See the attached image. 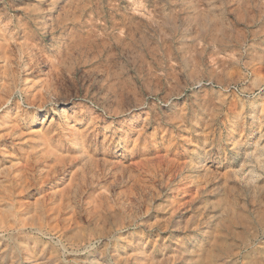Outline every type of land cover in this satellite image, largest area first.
<instances>
[{
	"label": "rangeland",
	"instance_id": "374dc122",
	"mask_svg": "<svg viewBox=\"0 0 264 264\" xmlns=\"http://www.w3.org/2000/svg\"><path fill=\"white\" fill-rule=\"evenodd\" d=\"M0 98V264H264V0H0Z\"/></svg>",
	"mask_w": 264,
	"mask_h": 264
},
{
	"label": "bare ground",
	"instance_id": "6f19581e",
	"mask_svg": "<svg viewBox=\"0 0 264 264\" xmlns=\"http://www.w3.org/2000/svg\"><path fill=\"white\" fill-rule=\"evenodd\" d=\"M225 43V42H224ZM15 49V48H14ZM28 49V48H27ZM10 52V51H9ZM27 52V51H26ZM31 54V53H30ZM33 54V53H32ZM6 59V58H5ZM9 59V58H8ZM12 59V58H11ZM13 60V59H12ZM27 61V60H26ZM25 63V62H24ZM5 65V64H4ZM23 68V67H22ZM25 70V69H24ZM15 74V73H14ZM44 76V75H43ZM48 77V76H47ZM48 84V83H47ZM9 86V85H8ZM51 87V85H50ZM43 88V87H42ZM48 88V87H47ZM45 93V92H44ZM10 95V94H9ZM38 95V94H37ZM48 97V96H47ZM1 99V98H0ZM2 100H3V97H2ZM1 100V101H2ZM41 101V100H40ZM3 102V101H2ZM13 102V101H12ZM31 103V102H30ZM35 103V101H34ZM41 103V102H40ZM1 104V102H0ZM3 104V103H2ZM261 105V104H260ZM6 120V119H5ZM2 123V122H1ZM14 132V131H13ZM7 138V137H6ZM2 141V140H0ZM85 141V140H84ZM1 144V143H0ZM88 148V147H87ZM81 149V148H80ZM19 153V151H18ZM33 155V154H32ZM44 155V154H43ZM34 156V155H33ZM20 157V156H19ZM28 157V156H27ZM39 157V156H38ZM7 158V157H6ZM34 158V157H32ZM32 158L30 159H26V168L28 170H31L32 171V176L31 178L32 179V182L30 181V183L33 185V189L31 191H36V192H39V191H42L45 189L46 186H48L49 184H51L53 181H58L60 180L59 175L60 174H64L65 171H67L64 167H62L63 169H61L60 166H57V165H53V166H50L48 164V161L47 160H42L40 162L36 161V160H31ZM44 158V156H43ZM51 158V156H50ZM42 159V157H41ZM71 159V158H70ZM258 159V157H257ZM20 160V159H19ZM6 161V160H5ZM72 162V161H71ZM258 162V161H257ZM261 161H259L260 163ZM18 163V162H17ZM73 163V162H72ZM5 164V163H4ZM74 164V163H73ZM263 164V163H261ZM61 165V164H60ZM256 166V165H255ZM261 166V165H260ZM3 167V166H2ZM5 167V166H4ZM19 167V166H18ZM257 168V166H256ZM3 171V168H1ZM18 169V168H17ZM252 169V168H251ZM15 170V169H14ZM91 170V169H90ZM6 171V170H5ZM8 171V170H7ZM10 171V170H9ZM250 171V170H249ZM257 171V170H256ZM255 169L253 168L252 171L250 172L251 174L250 175V178H252V176H254V174L256 173ZM27 172V170H26ZM3 173V172H2ZM9 173V172H8ZM18 173V172H17ZM249 173V172H248ZM27 174V173H26ZM78 174V173H77ZM1 175V174H0ZM91 175V174H90ZM6 176V175H5ZM9 176V175H8ZM7 176V178H8ZM28 176V174H27ZM77 175L76 173L72 174L71 177H70V182L67 184V186L65 188H63L62 192H60V197H59V201H64L65 199H68L70 197V195L73 193L74 195L75 194H78V192L80 191L81 188H83L84 186L87 185V179H82L81 182H77L74 186L72 185V180L73 178H75ZM3 177V176H2ZM29 177V176H28ZM93 177V176H91ZM245 177V176H244ZM5 178V177H4ZM6 178V179H7ZM17 178V177H16ZM30 178V177H29ZM249 178V177H248ZM10 179V178H9ZM28 179V178H27ZM57 179V180H56ZM12 181H14L12 179ZM27 181V180H26ZM1 182V181H0ZM5 182V181H4ZM29 182V181H28ZM6 183V182H5ZM14 185H17L15 183H13ZM20 184V183H19ZM54 183H52L53 185ZM3 185V184H2ZM23 186V185H22ZM28 186V185H27ZM42 186V187H41ZM51 186V185H50ZM72 187V190L68 189V187ZM7 187V186H6ZM6 187H2V189L0 190V193L4 192L3 194H0V202L4 201L5 198V191H6ZM13 187V186H12ZM26 188V187H25ZM8 189V188H7ZM28 189V188H27ZM30 191V192H31ZM52 191V190H51ZM29 193V192H28ZM71 193V194H70ZM82 193V192H81ZM32 194V193H31ZM53 194V193H52ZM56 194V193H54ZM46 195V197H41V199H36L35 201H33L31 204H26V214H29L26 218L24 219H20L19 220V223L23 225L26 224V227L27 228H33L34 227V221L35 219H43V218H49L50 215H54V217H58V214L60 213L59 212V209H60V206L59 204H56V197H47V194H44ZM102 195V194H101ZM72 196V195H71ZM72 200V199H71ZM4 205V204H3ZM11 206L4 209V207L0 208V222L1 223H4L5 225L10 223V220H8L7 218L10 217L11 215H15L16 212H18V209L21 207L22 204H19V207L16 208L15 205L13 203L10 204ZM62 205V204H61ZM142 206V205H141ZM1 207V205H0ZM65 208V207H64ZM14 209L16 210V212L14 211ZM62 209V208H61ZM15 212V213H14ZM140 212V211H139ZM51 217V216H50ZM52 218V217H51ZM13 221H16V218L15 216L13 217ZM11 227V226H10ZM24 228V227H23ZM44 227L43 224H39V226L37 227V229L40 231L42 230ZM57 228V225L53 226V229H56ZM10 232V231H9ZM26 240H32L31 238H26ZM34 242V240H32ZM15 247H19L18 243H16L15 241L12 242ZM13 246V245H12ZM16 248L15 249V252H16ZM26 250H28V248L26 247ZM19 255V254H18ZM21 258V257H20Z\"/></svg>",
	"mask_w": 264,
	"mask_h": 264
}]
</instances>
